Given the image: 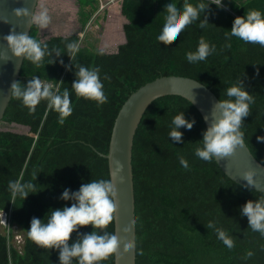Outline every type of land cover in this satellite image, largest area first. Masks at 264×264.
<instances>
[{"label":"trees","instance_id":"trees-1","mask_svg":"<svg viewBox=\"0 0 264 264\" xmlns=\"http://www.w3.org/2000/svg\"><path fill=\"white\" fill-rule=\"evenodd\" d=\"M195 3V0H190ZM226 9L211 5L209 26L201 30L189 25L170 42L158 40L156 33L164 20L163 0H122L121 15L128 21L123 27L125 43L109 54L86 44L88 33L97 27L98 0H76L78 28L63 33L56 0H39L34 14L46 7L52 17L47 29L33 22L29 35L52 52L45 64L37 68L24 60L20 78L27 83L37 75L52 82L60 90L69 88L75 79L64 65L72 63L67 54L59 57L54 47L63 49L72 40L80 42L74 65L99 66L108 102L97 106L71 92L73 112L59 123V114L41 102L30 113L21 101L11 100L2 124L29 129L28 134L0 131V212H5L10 226L22 232V245L10 246L11 231H0V264H58V252L36 246L27 230L33 217L47 219L49 209L62 208L70 202L59 199L65 188L78 190L90 180L108 179V153L116 116L128 97L137 89L164 76L193 79L208 88L219 100L244 73L247 90L255 96L251 114L244 119V142L253 157L264 166V47L247 44L233 37L231 48L225 49V33L237 16L250 9L264 12V0H225ZM73 5L71 1L70 4ZM81 7V10H80ZM88 7V8H84ZM84 35V37H83ZM204 36L216 44V53L205 61L190 64L187 51H194ZM52 59L54 63H47ZM64 61V65L60 64ZM257 68L259 75H256ZM107 74L110 80H103ZM63 82V83H60ZM184 111L195 118L191 130L181 129L183 143L168 138L172 118ZM206 129L199 112L179 96L155 100L145 111L134 136L132 173L135 199V264H264V237L248 228L239 208L263 193L237 185L228 179L216 162H205L194 155ZM188 160L190 170L183 168L179 157ZM21 179L36 184L35 194L24 201L11 199L10 180ZM210 220L227 229L235 247L229 250L206 225ZM114 229L113 220L108 225ZM91 232V226L80 229ZM75 233L72 234L74 239ZM71 243V240L69 241ZM255 255L243 259L247 251ZM103 259L114 264V251Z\"/></svg>","mask_w":264,"mask_h":264},{"label":"clouds","instance_id":"clouds-1","mask_svg":"<svg viewBox=\"0 0 264 264\" xmlns=\"http://www.w3.org/2000/svg\"><path fill=\"white\" fill-rule=\"evenodd\" d=\"M106 2L103 3L105 8ZM211 5H216L218 9H226L224 0H195V3L190 0H163L164 20L160 30L156 33L157 39L170 42L193 24H197L201 30L206 29L210 24L208 17L213 14ZM14 12L17 17L31 15L39 29H47L52 21L46 7H42L38 14H34L33 10L29 13L27 8L15 9ZM98 16H101L100 13ZM4 22L7 23V20ZM233 37L247 44H258L264 47V12L250 9L243 16H237L230 31L225 33L227 41L223 45L225 49L231 48ZM3 39L12 57L20 58L22 62L27 60L37 68L45 64L46 57L52 55L47 44L42 45L37 38L26 32L17 33L13 29ZM216 50V44L201 36L196 49L187 51L185 58L188 63L196 64L205 61L216 53ZM53 51L57 57L62 53L67 54L72 61L69 65H64L63 60L59 61L67 71L74 69L75 79L71 84V92L78 97L95 101L97 106L108 102L101 79V68L73 64L80 51L78 40L65 43L63 49L54 47ZM0 60L7 61L8 57H0ZM54 62L52 59H47V63ZM256 75H259L258 68ZM247 79L245 73L237 78L226 89L227 98L219 99L213 106L211 119L207 115L204 117L208 126L202 132L200 145L194 150L197 158L205 162L223 159L233 155L238 146H244L242 125L244 119L251 114V106L255 103V96L247 90L248 85L245 83ZM103 80H110V77L105 74ZM71 92L69 88L61 91L58 85L42 80L37 75L28 79L27 83L15 81L10 87L11 96L21 101L30 113H34L42 101L46 102L49 110L59 114L60 124H63L73 112ZM195 123V118H186L184 111L179 112L171 120L168 138L173 144L183 143L181 129L191 130ZM257 141L264 142V136H257ZM179 163L183 168L190 170L189 162L183 156L179 157ZM114 177L115 172H112L108 179L90 180L82 183L78 190L65 188L59 199L70 202V206L65 204L62 208L49 209L45 215L46 220L45 217L44 219L33 217L27 230L29 238L39 248L56 250L58 264H108V261L103 258L120 249L122 239L117 230L108 227L114 219L118 206L116 199L118 185ZM255 177V170L245 171L241 178L246 182L244 187L260 189V184ZM7 188L13 201L17 198L24 201L30 194L37 193L34 182H23L21 179L10 180ZM261 191L264 192V190ZM239 214L242 218H247L248 228L251 231L258 232L264 237V194L240 206ZM89 225L92 228L91 232L80 231L81 228ZM206 228L212 229L217 239L229 250L235 247L234 238L227 229L218 226L217 221L210 220ZM73 233L76 234L74 239L72 238ZM123 245L124 248L134 247L133 241L126 238L123 239ZM254 255L255 253L249 250L243 259H250Z\"/></svg>","mask_w":264,"mask_h":264},{"label":"water","instance_id":"water-1","mask_svg":"<svg viewBox=\"0 0 264 264\" xmlns=\"http://www.w3.org/2000/svg\"><path fill=\"white\" fill-rule=\"evenodd\" d=\"M38 1L0 0V57H8L7 61L0 60V131L5 110L11 100V84L20 78L23 64L20 58L11 56L3 37L13 29L17 33H30L32 16L17 17L14 10L27 8L29 13L32 10L35 12ZM166 96H179L187 100L199 112L205 127L208 125L204 117L207 115L211 119V111L218 101L208 88L193 79L164 76L137 89L121 106L112 128L108 153L101 155L108 161L109 175L115 172L114 179L118 185V206L113 226L122 239L120 249L114 251V264H135V199L131 163L133 141L145 111L155 100ZM214 161L228 179L241 187L246 184L241 179L243 173L255 170L260 189H246L264 194L261 191L264 190V166L253 157L245 142L244 146H238L233 155ZM124 238L132 240L134 247L124 248Z\"/></svg>","mask_w":264,"mask_h":264},{"label":"crops","instance_id":"crops-1","mask_svg":"<svg viewBox=\"0 0 264 264\" xmlns=\"http://www.w3.org/2000/svg\"><path fill=\"white\" fill-rule=\"evenodd\" d=\"M73 2V5H68L70 2ZM105 1L106 2V8L100 12V15L105 22L103 25L102 30V37L100 36L99 40L95 43L98 44L97 49L102 50L105 53H107V49H114L116 50L117 47L123 43H125V36L123 33V27L128 23V21L121 15V4L122 0H98V7H100ZM59 8V15L61 14V17L66 18V21H59V28L64 32L69 31L74 28H78L79 23L77 20V10L78 6L76 4V0H56ZM84 7L82 9L85 10ZM81 10V7H80ZM99 24H101V21L97 24L96 29H98ZM95 28H93L91 31H93ZM86 44H90L92 46L93 42L87 38ZM116 52V51H115ZM110 52L109 54L115 53Z\"/></svg>","mask_w":264,"mask_h":264},{"label":"rangeland","instance_id":"rangeland-1","mask_svg":"<svg viewBox=\"0 0 264 264\" xmlns=\"http://www.w3.org/2000/svg\"><path fill=\"white\" fill-rule=\"evenodd\" d=\"M97 14V13H96ZM104 19V18H103ZM102 17L101 16H98V19H97V24L101 21V24H99L98 26V29H94L93 31H90L87 35L92 42H93V45L92 46L93 48L97 49L98 47V44H95L100 36L102 37V30H103V25L105 24V22L103 21ZM107 50H110V51H107V53H110V52H115L116 50L112 49H107ZM1 130L3 131H10V132H14V133H18V134H27L28 133V128L26 127H22V126H18V125H14V124H11V125H8V124H2L1 125ZM1 215V214H0ZM2 226V225H1ZM7 229V234L9 231H11V234H12V239L10 240V246H15L17 247L18 249L21 247L22 245V232L15 226H10L9 223H8V227L6 228ZM0 231H4V228L0 227Z\"/></svg>","mask_w":264,"mask_h":264},{"label":"built area","instance_id":"built-area-1","mask_svg":"<svg viewBox=\"0 0 264 264\" xmlns=\"http://www.w3.org/2000/svg\"><path fill=\"white\" fill-rule=\"evenodd\" d=\"M224 2H225V0H224ZM105 8V5H101L100 6V8H99V10H98V12H97V14H95L94 16H93V18L91 19V21H90V24L87 26L88 27V29H90V27L92 26L91 25V23L98 17V15H99V13L103 10ZM0 227L2 228H7L8 227V218H7V215L6 214H4V213H2V212H0ZM2 225V226H1Z\"/></svg>","mask_w":264,"mask_h":264}]
</instances>
